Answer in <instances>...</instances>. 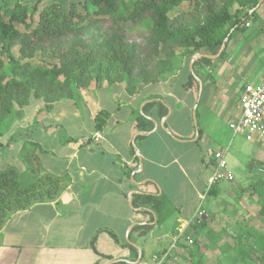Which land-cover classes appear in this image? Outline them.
<instances>
[{
	"label": "crops",
	"instance_id": "0c3cea01",
	"mask_svg": "<svg viewBox=\"0 0 264 264\" xmlns=\"http://www.w3.org/2000/svg\"><path fill=\"white\" fill-rule=\"evenodd\" d=\"M248 24L238 33L247 29L251 32L245 36L233 34L227 43L226 61L230 66L212 72L221 78L228 93L236 90L241 79L245 80L238 99L246 85L264 77V0ZM182 71L155 84L170 86ZM187 81L181 88L194 100L198 90L195 85L187 88ZM201 82L200 107L206 105L212 92L205 81ZM151 85L129 95L124 83L92 82L79 90L77 103L75 98L62 100L46 109L41 102L32 117L22 118L23 127L14 128L11 119V140L29 149L34 174L59 178L62 187L55 199L36 203L7 219L0 230V264H154L153 257L173 244L175 249L165 264H185L182 240L199 212V218H205L195 206L209 178L198 176L204 166L198 147L205 146V141L202 135L198 142L192 141V131L187 140H181L171 128L163 130L155 108L145 119L155 122L156 129L152 122V130H141L139 116L150 101H161L170 109L164 126L173 115L170 93L144 95ZM115 88L118 95L111 103L94 105L90 116L81 114L88 95ZM66 101L70 104H63ZM63 107L71 108L70 114L77 120L86 118L88 128L77 132L70 122L66 123ZM180 109L179 105L177 112ZM238 115L239 102L237 114L228 122ZM61 130L66 133L64 138ZM140 194L152 196L146 208L133 207L135 196ZM170 220V232L158 236ZM142 225L151 226L145 236L133 231Z\"/></svg>",
	"mask_w": 264,
	"mask_h": 264
},
{
	"label": "trees",
	"instance_id": "16d2710c",
	"mask_svg": "<svg viewBox=\"0 0 264 264\" xmlns=\"http://www.w3.org/2000/svg\"><path fill=\"white\" fill-rule=\"evenodd\" d=\"M259 1L86 0L83 14L74 5L63 11L53 3L39 12L35 21L37 4L28 6L19 0H0V139L7 135L2 131L3 125L18 116L20 109L32 99L42 101L48 109L55 102L74 99L79 90L86 89L92 82L96 85L124 83L126 92L133 95L141 87L158 83L182 69L187 71L186 87L195 85L197 91V82L188 71L191 57L204 54V49L220 48L227 38L219 57L223 56L233 34L254 17L255 11H250ZM184 3L189 4V10L170 18L169 13ZM102 20L111 22L110 31L99 44H85L83 31ZM146 20L151 22V28L140 45L131 42L120 26ZM161 46L166 48L163 58L159 57ZM13 48H17V56ZM177 50L182 51L179 56L184 61L183 68L177 64ZM195 69L194 63L193 72L197 76ZM199 106L200 102L196 118ZM154 108L158 120L168 113L161 101L146 103L139 116L144 132L153 128V123L145 117ZM197 131L196 142L201 135V131ZM34 178L28 186H21L14 169L0 170V230L12 214L36 203L51 201L61 191L59 178L49 175ZM254 187L264 215V192L261 186ZM218 189L216 185L210 187L207 196H218ZM151 201L149 194L136 195L133 207L146 208ZM199 221V226H192L196 232L203 228L204 221L200 218ZM150 229V225H142L135 226L133 231L145 236ZM237 239L239 242L252 240L261 254L257 262L264 264L263 233L251 227Z\"/></svg>",
	"mask_w": 264,
	"mask_h": 264
},
{
	"label": "rangeland",
	"instance_id": "374dc122",
	"mask_svg": "<svg viewBox=\"0 0 264 264\" xmlns=\"http://www.w3.org/2000/svg\"><path fill=\"white\" fill-rule=\"evenodd\" d=\"M20 2L32 6L37 4V11L33 15V19L37 21L38 13L50 6L58 4L61 10L66 11L71 5H74L80 13H84L86 0H19ZM133 2L135 0H129ZM189 10V4L184 3L174 11L169 13V17L173 18L176 14ZM84 24H87L85 21ZM111 22L102 20L98 23L88 26L83 31V41L87 45L99 44L106 33L110 31ZM122 31L126 37L138 45L148 35L151 22L149 20L138 24L121 23ZM22 29V27H19ZM252 29L234 34L245 36ZM229 42V41H228ZM219 48L204 49L202 53L207 55H215ZM12 52L17 56V48H13ZM166 48L161 46L159 49V57L163 58ZM181 50H177V64L183 68L184 61L179 54ZM227 50L223 56L209 63L200 59L195 61L196 75L205 81L211 95L209 100L198 108V116L196 118L197 129L201 131V137L205 141V146L199 145V152L203 158L204 166L202 167L200 178L205 180L211 175V168L208 166L211 153L218 150H226V160L228 168L234 174L231 183H222L218 189V196L207 197L195 200L197 209H201L205 215L203 228L197 232L193 229V224L199 226L198 219L191 223L189 234L183 238V247L186 249V255L183 256L185 264H258L257 259L261 255L259 250L253 245L252 240L238 241L240 233L246 232L248 228H254L264 234V215L261 213V203L255 194L254 186H261L264 192V141L248 142L242 136H232V132L228 128V120L237 114V106L239 102L238 93L242 88L245 80L239 82L238 91L228 93V89L220 83V77L212 75L216 69H225L229 67V60L226 61ZM234 64L236 60L234 59ZM189 71V69H188ZM190 72V71H189ZM223 73V72H222ZM221 73V74H222ZM177 74V72L175 73ZM173 76V75H172ZM231 80V78H229ZM187 80V71L183 70L178 78L174 79L170 86L151 85L145 89L144 95L157 93L161 95V91H167L173 97L169 100L173 109V115L167 123V128H171L175 135L181 140H187L189 133L192 131L195 137V128L192 121L191 110L195 102L190 95L182 90L181 86ZM235 80V78H234ZM222 81V80H221ZM227 82V80H226ZM224 84V82H223ZM226 90V91H225ZM118 95L117 89H112L105 93L92 92L84 99L85 108L81 110V114L90 116L94 105L111 103L113 98ZM197 96V94H196ZM223 96V98H222ZM159 99V98H157ZM162 100V99H160ZM166 100V99H165ZM75 103L78 99H74ZM185 101V105L183 102ZM40 100H31L26 106L20 109V115L13 117L14 128L23 127L22 118H30L39 108ZM66 101L63 104H70ZM168 102V101H167ZM194 102V103H193ZM181 106V111L177 112V107ZM190 105V106H189ZM71 108L63 107L66 112L64 121L70 122L77 132H82L88 128L86 118L79 120L73 118L70 114ZM17 111L15 108L14 112ZM68 112V113H67ZM140 113V111H139ZM14 116V115H12ZM11 116V117H12ZM24 119V120H25ZM5 134L11 131V119H9L2 128ZM62 137L66 136L62 131ZM201 139V140H202ZM11 132L8 136L0 139L3 148L0 149V170L14 169L18 173V180L21 186H28L35 180L34 162L30 157V151L27 147L23 148L15 144L11 140ZM200 143V142H199ZM204 144V143H203ZM207 164V167H205ZM217 186V185H216ZM205 191L202 192V195ZM169 215V214H168ZM172 220L162 226L157 232L158 236H162L170 232Z\"/></svg>",
	"mask_w": 264,
	"mask_h": 264
},
{
	"label": "built area",
	"instance_id": "2783aa9c",
	"mask_svg": "<svg viewBox=\"0 0 264 264\" xmlns=\"http://www.w3.org/2000/svg\"><path fill=\"white\" fill-rule=\"evenodd\" d=\"M248 26L249 24L246 23L245 27ZM228 128L233 137L240 135L248 142L264 141V77L258 83L244 87L239 99V115L236 119L228 122ZM97 140L98 136H95L94 141ZM209 166L211 175L207 181L205 194L201 199H204L210 187L222 183H231L234 179V174L228 168L226 150L212 152ZM198 215L200 217L201 212ZM174 249L175 244L160 256H154V264H165Z\"/></svg>",
	"mask_w": 264,
	"mask_h": 264
},
{
	"label": "water",
	"instance_id": "95a60500",
	"mask_svg": "<svg viewBox=\"0 0 264 264\" xmlns=\"http://www.w3.org/2000/svg\"><path fill=\"white\" fill-rule=\"evenodd\" d=\"M263 2V0H260L258 2V4L256 5V7L250 11V13L254 12L258 7L259 5ZM226 41H227V38H225L218 50V52L215 54V55H207V54H201V53H197L195 55H193L188 63V69L190 71V74L194 77V79L197 81V84H198V92H197V98H196V103L195 105L193 106V109H192V113H191V116H192V121H193V125H194V128H195V137L192 139V141H196L197 140V136H198V131H197V124H196V108H197V103L200 101V97H201V92H202V82L201 80L195 76L194 72H193V64L195 61L199 60V59H207V60H216L218 59V57L220 56V54L222 53V51L225 49V45H226ZM170 114V109L168 108V113L166 116H164L163 118H161L160 120V127L167 131V129L165 128L164 126V123L166 121V119L168 118ZM153 122V121H152ZM154 123V128L156 129L157 125L155 122ZM139 169H141V164L139 163ZM134 192H131L129 194V196H131Z\"/></svg>",
	"mask_w": 264,
	"mask_h": 264
}]
</instances>
